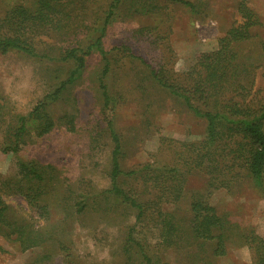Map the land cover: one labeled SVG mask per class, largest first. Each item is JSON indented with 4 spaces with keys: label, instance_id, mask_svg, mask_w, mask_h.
<instances>
[{
    "label": "rangeland",
    "instance_id": "1",
    "mask_svg": "<svg viewBox=\"0 0 264 264\" xmlns=\"http://www.w3.org/2000/svg\"><path fill=\"white\" fill-rule=\"evenodd\" d=\"M124 0L113 20L105 28L102 42L110 61L105 77L112 100L104 106L99 87L104 59L94 52L87 67L63 95L52 102L47 112L53 129L38 136L40 120L32 121L30 112L44 96L64 80L73 62L58 58H35L17 51L0 52V145L9 141L8 129L27 117V133L16 153L0 151V172L17 176L18 158L32 159L46 166V192L52 223L58 227L78 259L74 264H119L124 260L121 247L129 226L135 225L137 237L149 248L152 264H250L251 253L239 240H230L228 252L213 255V244L202 241L165 248L161 244L157 220L136 221L135 211L111 206L107 211L76 214L74 209L83 197L103 194L110 185L109 168L113 140L109 120L122 146L121 165L125 170L145 162L175 163L177 151L188 141L200 139L205 122L181 101L154 85L148 68L135 57L151 65L166 63L172 73L183 72L195 64L198 52L213 51L226 32L242 22L237 0H188L195 9L167 0H142L155 5L147 12H137V4ZM35 0H0V16L13 6H34ZM64 26L41 36L36 47L59 55L72 46H87L100 36L110 0H55ZM260 19L251 33L252 39L240 47L241 56H250L257 67L247 81L253 90L264 84V0H248ZM140 5V4H139ZM141 9V8H140ZM63 25V24H61ZM133 55L135 57H133ZM263 93V92H262ZM167 143L171 145L167 146ZM126 189L142 190L137 181L128 179ZM207 176L193 171L187 177L186 191L174 210L180 224L189 216L190 195L204 191ZM86 195V196H84ZM6 201L18 210H28L23 195L11 194ZM96 204L102 201L94 198ZM112 199V198H111ZM88 200V198H87ZM93 198L88 200L89 207ZM209 202L221 215L237 223V230L253 228L264 238V188L243 178L230 189L213 190ZM113 203V200H112ZM80 205V204H78ZM68 207L72 214L65 213ZM21 212V211H20ZM32 214L35 212L32 210ZM71 242V243H70ZM0 264H64L63 252H52V261H41L45 251L36 246L22 250L0 232ZM50 256V255H49Z\"/></svg>",
    "mask_w": 264,
    "mask_h": 264
},
{
    "label": "trees",
    "instance_id": "2",
    "mask_svg": "<svg viewBox=\"0 0 264 264\" xmlns=\"http://www.w3.org/2000/svg\"><path fill=\"white\" fill-rule=\"evenodd\" d=\"M34 6H13L0 16V52H21L35 58H58L62 62H73L67 77L37 103L30 112L32 121L40 120L38 136L53 129L54 122L47 112L48 106L58 100L87 67V58L95 51L104 59L99 77L104 106L112 100L105 77L110 70V61L102 38L105 28L113 20L117 9L124 0H110L100 36L87 46H72L59 55L39 51L35 46L41 36L50 31L60 30L64 23L58 16L55 0H35ZM195 6L188 0H167ZM137 4V12H147L149 7L142 0H127ZM140 4V5H139ZM141 8V9H140ZM237 11L242 22L232 26L220 38L219 46L213 51L198 52L195 64L179 73H172L166 63L151 65L142 57L138 58L148 68L152 83L165 93L178 99L195 116L205 122V130L200 139L188 141L177 151L179 159L175 163L158 164L145 162L136 168L125 170L121 165L122 146L112 120L108 122L114 142L110 156V185L103 194L83 197L74 212L85 214L92 211H107L111 206H124L135 211L136 221L157 220L160 241L163 247L182 246L201 241L213 244V255L223 256L228 252V243L239 240L251 253L250 264H264V238L253 228L239 231L237 223L221 215L209 202L213 190L220 187L230 189L243 178L255 186L264 188V84L253 90L254 82L247 81L257 63L250 56L243 58L240 51L252 39V29L260 25V19L248 0H237ZM63 24V25H61ZM264 50V41L262 42ZM263 92V93H262ZM27 117H20L18 125L8 129L9 141L0 145L4 153H16L27 133ZM171 145L167 143V146ZM17 176L0 172V232L12 242H17L22 250L42 247L45 253L38 260L51 262L52 252H63L64 264H74L77 257L70 253L71 247L61 238L65 230L54 232L58 227L52 223V213L46 192V166L32 159L18 158ZM197 171L207 176L204 191H194L190 195L189 216L184 225L180 224L174 210L167 205L177 204L186 189L188 175ZM128 179L137 181L142 188L126 189L123 184ZM136 189V190H135ZM11 194L23 195L28 210H18L7 202ZM86 196V195H84ZM94 198L101 204L89 207L88 200ZM112 198V199H111ZM113 200V203H112ZM80 204V205H78ZM32 210L35 214H32ZM67 214L72 211L65 207ZM21 211V212H20ZM135 225L128 228L121 254L124 260L119 264H152V256L147 245L135 237ZM71 243V242H70ZM1 249V247H0ZM50 255V256H49ZM34 264V263H30ZM51 264V263H49ZM57 264V263H53Z\"/></svg>",
    "mask_w": 264,
    "mask_h": 264
}]
</instances>
